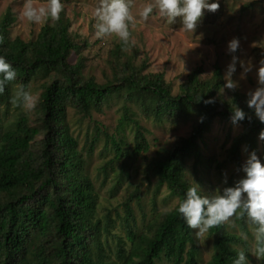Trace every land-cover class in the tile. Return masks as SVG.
I'll use <instances>...</instances> for the list:
<instances>
[{"label": "trees", "instance_id": "16d2710c", "mask_svg": "<svg viewBox=\"0 0 264 264\" xmlns=\"http://www.w3.org/2000/svg\"><path fill=\"white\" fill-rule=\"evenodd\" d=\"M13 21L10 9L0 15V55L16 69V79L0 93V104L6 101L4 115H14L12 119L0 117V264H231L237 249L247 253L249 242L241 240L233 229L234 223L241 232L249 233L246 218L241 216L205 234L212 251L203 263L195 230L188 228L176 211L187 186L193 183L185 177L187 163L192 160L193 171L198 174L199 165L204 167L206 161L215 160L205 155L203 143L215 119L230 120L233 103L251 115L245 96L235 93L233 98H223V71L218 63L210 79H202V71L195 69L181 86V92L174 94L164 72H143L146 62L137 66L132 58L121 62L120 57L125 55L118 45L114 79L101 84L94 77L81 74L82 57L73 64L69 61L79 45L71 38V21L64 8L58 20L46 22L36 37L27 41L20 36L11 37ZM41 75L48 80L36 104L40 122L33 124L28 114L9 112L7 106L13 84L27 88ZM209 97L214 102L204 103ZM121 98L126 104L118 131L131 126L135 146L125 147L123 140L109 136L95 124L94 137L85 153L89 157L93 154L101 135H105V149L108 141L112 142L115 154L100 167L104 173L112 163L121 161L120 172L127 176V163L149 148L147 128L129 104L136 105L153 122L194 121L188 137L160 147L145 165L147 177L157 178L155 196L164 189L162 201L177 198V204L141 227L130 204L140 198L139 188L135 187L121 203L125 208L124 236L113 230L121 217L117 208L99 207L100 194L95 180L85 171V153L78 149V139L70 131L68 119L69 108L84 119H92L94 110L101 112L106 104ZM240 124L242 132L233 138L224 161L240 167L241 147L245 145L248 152L255 150L264 162V140L258 139L264 124L254 116ZM41 132L45 137L38 146L35 139ZM234 180L231 176L230 186ZM260 261L264 264V260Z\"/></svg>", "mask_w": 264, "mask_h": 264}, {"label": "rangeland", "instance_id": "374dc122", "mask_svg": "<svg viewBox=\"0 0 264 264\" xmlns=\"http://www.w3.org/2000/svg\"><path fill=\"white\" fill-rule=\"evenodd\" d=\"M25 0H0V15H4L8 9L13 14L14 21L10 27L12 38L20 36L25 41L36 37L41 27L48 22L42 20L40 23L29 22L20 15ZM33 4H45L46 0H32ZM66 16L71 21V38L79 45L69 58L70 63H76L79 57L84 61L81 74L88 78L94 77L98 83H106L114 79L113 64H115V47L122 46L119 39L114 34L97 37L93 25L95 23L94 11L99 5L100 0H62ZM154 0H130V10L136 17L135 23L130 26L131 43L122 46L120 53L124 54L120 61L126 58L135 60V64L140 66L146 62L143 72H164L165 81L171 84L174 94L181 92V86L189 80L190 74L195 69L202 71V79H210L213 75L215 64L222 67L223 74L226 65L231 59L232 53L227 52V41L233 37L240 40V46L235 55L245 62H251L252 70L243 79L240 78L241 67L237 62L236 73L233 78L238 81L235 89H221L223 98H233L235 93L246 97L249 89L256 87L255 70L259 66V61L264 59V0H219V7L210 12L205 10L200 22L193 32L182 28L179 18L169 22L166 17L161 16L158 11L149 15L147 19L139 18V10ZM252 6L244 8L247 4ZM48 80L41 75L33 79L26 88L32 92L37 102L43 90V84ZM8 108L9 112H23L30 116L31 123L38 124L40 115L36 107L32 110H25L13 102L16 89L20 86L12 85ZM124 99H114L103 107L101 112L93 111L92 119L82 118L75 113L74 108H69L68 119L70 131L78 139V149L84 154L91 139L95 134V124L104 129L109 136L113 135L118 140H123V145L127 148L135 146L134 130L127 126L125 130L118 131L120 118L124 112ZM130 109L135 112L141 124L147 128L145 136L149 148L138 159L129 161L128 175L120 172L121 161H115L112 166L107 168L106 173L100 171V167L106 165L115 154L112 142L108 141V148H104L105 135L98 139L93 154L89 157L85 153L86 168L88 173L96 183V189L100 194L99 207L117 208L120 218L114 225L113 230L119 235H125L123 219L125 208L121 206L130 192L138 187L140 198L131 200L130 204L136 220L143 227L150 222L155 215L161 211L173 209L177 204V198H171L164 202L162 198L166 195V190L162 189L155 196L154 187L156 177L149 179L146 175V163L157 155L160 147L167 146L181 137H188L193 129L194 121L172 124L166 121L153 122L147 120L136 105L129 104ZM6 101L0 104L1 119H12L13 113L4 115ZM130 110V111H131ZM82 118V120L80 119ZM242 132V124L233 125L230 120L216 118L211 128L205 133L203 143L204 153L214 157L211 163L205 162V166H198V174L193 171V161L187 163L188 167L184 170L185 177L190 181L199 182L205 194L220 191L230 186L231 176L234 182L241 178L244 173L235 163L225 162L229 154V147L233 138ZM45 133L41 132L35 139L36 145L42 143ZM260 146V144H259ZM35 151L38 149L35 147ZM261 150L262 147H261ZM249 152L245 145L241 147V165L244 163ZM206 159V158H205ZM122 174V175H121ZM200 179V180H197ZM232 185V186H233ZM115 214V211H113ZM248 228V242L250 248L255 246V240ZM233 229L240 234L241 231L233 223ZM202 248L203 263L211 256V244L206 237L199 239ZM113 246L115 243L113 242ZM250 264H261L254 255H251Z\"/></svg>", "mask_w": 264, "mask_h": 264}, {"label": "clouds", "instance_id": "9594fccd", "mask_svg": "<svg viewBox=\"0 0 264 264\" xmlns=\"http://www.w3.org/2000/svg\"><path fill=\"white\" fill-rule=\"evenodd\" d=\"M63 7L62 0H46V3L41 5L33 4L32 0H25L20 15L33 23H40L42 20L56 21L60 18ZM218 7L219 0H154V3L143 6L137 15L139 18L147 19L155 9L169 22L179 18L182 28L193 32L205 10L214 12ZM94 17L93 28L97 37L114 34L122 46L131 43L129 29L135 23L136 17L130 10V0H100ZM239 46L240 40L237 37L227 41L226 50L232 53V56L223 74V89L231 90L237 87L238 81L233 78L237 62L241 67V79L252 70L251 62H245L235 55ZM15 79L16 69L5 56L0 55V93H3L6 85ZM255 79L256 87L246 92L245 102L251 110V115L236 103L231 104L229 118L233 125H238L245 119L251 120L253 116L264 124V59H261L259 66L256 67ZM13 102L25 110H32L36 107L37 98L21 86L16 89ZM212 102H214L212 97L204 100L206 104ZM258 139L264 140V128L260 130ZM241 170L244 175L233 186L223 188L222 192L205 194L199 182L190 183L184 192V198L176 208L188 228L195 230L194 235L197 239L204 237L216 226L230 223L233 218L241 216L246 218L247 224L250 225L249 231L256 243L247 253L244 249H237L231 264H250L249 254L258 260H264V162L255 150L249 152L241 165ZM240 239L247 241L248 234L241 232Z\"/></svg>", "mask_w": 264, "mask_h": 264}]
</instances>
